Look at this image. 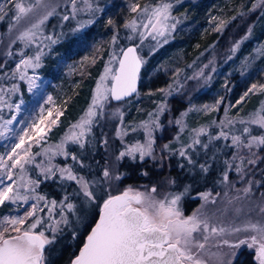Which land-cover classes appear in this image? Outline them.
Here are the masks:
<instances>
[{
	"label": "rangeland",
	"instance_id": "obj_1",
	"mask_svg": "<svg viewBox=\"0 0 264 264\" xmlns=\"http://www.w3.org/2000/svg\"><path fill=\"white\" fill-rule=\"evenodd\" d=\"M19 2L27 6L34 0H19ZM45 2L49 4L48 8L36 9L17 20L13 5L6 3V0H0V9H3L0 15L4 16L0 19V23L7 20L4 36L14 47H11L13 54L11 55L12 63L8 68L7 92L4 95L0 94V97L4 99L0 109H4L6 113L0 125L12 120V123L7 126L11 131L0 136V156L4 157L5 162H8V154H11L12 148L19 143V138L24 135L25 130L33 139L28 140L26 137L25 145L17 149L18 153L23 155L25 146L31 145L27 150L34 159L47 157L53 160L55 156H62L60 152L63 153V145L67 143L66 136L73 131V125L86 117L89 107L93 104L97 83L104 75L106 65L116 69L118 60H112V56L120 55L129 46L135 47L143 63L142 67L145 68L140 89L130 100L116 105L111 103L109 95L108 99L102 102L103 108L96 109L97 115L93 117L90 131L85 137L91 133L93 126L99 120L100 124L104 120L107 125L113 124L120 136L138 137L139 144L147 142L149 139L147 132L150 130L153 141V132L162 128L160 122L166 113L169 114L167 100L178 91L174 89V86L185 68L182 61H179L182 59V54L186 52L188 56V58L186 56V66L188 67L190 63L192 65V62L205 50L201 44L206 38L220 35L224 26L233 19L234 13L247 17V13L248 15L253 14L259 6L261 13L256 22L245 27L247 33L243 37L233 38L235 43L232 56L228 57L220 68L212 71L211 80L208 81L203 92L189 103L177 120L170 122L171 127H178V133L168 144H165L168 148L165 149L163 145L162 150L168 154L179 153L181 148H185L188 156L191 154L190 157L194 158V164H192H201L205 156L199 157L198 155L209 149V145L208 148H204L202 144L210 142L208 130L215 123L221 126L220 129L223 132L227 131L229 134L240 130L241 135H250V126L264 131V128L250 122L254 114L264 109V0H188V3H186L187 0H88V3L92 5L91 9L87 7L85 0H77L76 8L81 10L77 11L74 17L71 0H45ZM163 4L171 6L166 21L167 28L164 30V36H156L153 39L155 33L149 34L151 29L144 27L148 19L143 9L146 6L153 9ZM133 5H138L136 12L132 11ZM51 8H55L54 14L49 16L39 29H32V25L38 23L46 11ZM97 8L99 11L96 10ZM65 15L69 16L68 20L63 19ZM88 20L92 23L79 28V24ZM133 21L137 29L135 32L125 27ZM29 29L35 32L31 41L19 39L21 33ZM141 32L144 33L143 38L140 35ZM48 37H52L56 43H52L47 39ZM113 37L116 38L115 41ZM11 43L8 44L9 47ZM169 44L171 46L168 56L159 57V61L158 58L153 57L152 54ZM8 45L6 54L10 53ZM37 54H40L39 67L30 68L21 64L17 69V64H20L21 60L34 58ZM169 60L174 61L167 68L165 66H168L167 61ZM216 61L215 56L210 62L213 68V63ZM33 63H35L34 59ZM207 66L204 65L191 76L192 85L205 79ZM161 70L170 71L171 75L166 74L171 77V81L166 82L165 85L153 86L151 78ZM21 73H24L23 79ZM33 76L39 78L37 84L40 88L30 91L28 79ZM233 78L232 88L225 98V85ZM105 83L110 87L111 78L109 77ZM253 85H256V88L249 92ZM49 96L52 98L50 102L48 101ZM71 97L75 99L73 103L69 101ZM17 105L20 106L19 109ZM161 108H163L162 111ZM177 121L181 123L178 124ZM228 121L232 123L229 124ZM242 121V126L236 125H240ZM33 124L43 131L37 132L31 127ZM145 124L148 125L147 130L144 127ZM245 127L249 129L248 133L244 132ZM201 128L206 129V140H202L203 135H201L199 137L202 141L201 145L187 148L186 146L196 138L195 130ZM75 130L79 131V129ZM156 147L159 149L160 144ZM256 148L254 147L252 152L256 153ZM237 151L238 149H235V152ZM239 151L245 157L244 163L247 165V159L251 158L248 149ZM206 157L210 161L211 157L208 155ZM236 163H239V160ZM188 165L191 167L190 164ZM51 169L54 174L59 171L58 167L53 168L52 166ZM201 169L204 170L202 167ZM0 173H5V169L0 168ZM20 173L19 167L12 169L14 179L17 180ZM0 179L3 181L0 186L10 183L6 173L0 176ZM183 191L167 196L171 199L173 195H180L177 208L184 217L192 216L194 212H185L184 202L196 199L204 202L203 196L202 194L188 196L189 189ZM36 203L5 201L0 205V231L6 226L3 224L5 217H22L26 211H31V206ZM39 208L42 211H37L36 216L40 218L44 205L39 204ZM251 209L253 210L252 207ZM252 210L250 211L251 217L247 215L245 218L253 223L260 222L261 218L255 219V213ZM235 221L240 224L237 219ZM33 222V219L29 218L25 221V225L20 227L26 228ZM10 234L16 235L15 232ZM252 248L256 250L257 247ZM236 254L237 249L219 245L217 247L210 240L202 250V258L206 264H216L218 258H222L225 264H229ZM253 258L256 264H259L256 251Z\"/></svg>",
	"mask_w": 264,
	"mask_h": 264
},
{
	"label": "trees",
	"instance_id": "obj_2",
	"mask_svg": "<svg viewBox=\"0 0 264 264\" xmlns=\"http://www.w3.org/2000/svg\"><path fill=\"white\" fill-rule=\"evenodd\" d=\"M186 3H188V0ZM260 13V6L253 14L248 15L247 13V17L245 15H235L234 13L233 19L224 26L220 35L206 38L203 44H201V47L205 48V50L192 62V65L190 63L188 67L186 66L185 63L188 56L186 52L182 54V59L179 61H182L181 63L185 65V68L174 86V89L178 91L167 100L169 114L166 113V116L162 118L160 122L162 128L156 129L153 132L152 155L145 156L143 160H140L139 153H136L135 159L125 156L118 160L117 157L121 152L132 145L138 144L140 140L138 137L132 135L120 136L113 124L107 125L104 120L100 124L99 120L93 126L91 133L84 137L85 142L83 147L78 143L67 141L65 146L63 145V153L60 152L62 156H55L53 160L47 157L33 158V162L25 166V171L21 172L20 175L18 174L17 180L23 176L25 180L38 181V184L30 186L35 188L34 193H29L30 196L45 197L44 201L39 202V204L44 205V211L40 214L42 222L33 230L36 232L44 231L45 236L52 241L45 248V264H69L77 255L76 253L81 248L84 237L96 221L103 200L107 199L109 195L122 194L129 188L145 193H151V189L156 188V192L151 193L156 199H162L167 195L180 193L181 191L184 192V189H189L190 193L187 191L189 193L187 194L188 196L210 193V198L207 202L205 200L201 202L198 199L184 202L185 212H199L201 216L208 217L210 223L217 226L242 227L249 222V219L245 217L247 215L251 217L250 211L252 207L255 219L261 218L260 222L264 223V214L260 212L257 206L260 202L261 193H264V186L254 183L252 185L253 191L248 198H244L243 193L238 191L245 186L246 181L249 179L260 181L261 185H264V146L256 148V154L259 159L255 165H248V174L245 176L244 182L239 180L235 168L228 169L225 163V161H231L233 153H235L236 148L232 146V136H240L242 140H247L249 136L264 135L263 130L250 126V135H241L240 130L230 134L226 131L225 133L228 135L225 138L220 136L222 132L221 126L215 123L208 130L209 137H218V139H211L208 143L209 149L198 155L199 157L205 156L203 161L201 160V164H190L188 159L180 156L179 153L165 154L162 150V146L168 144L178 133V127H171L170 122L177 120L180 114L189 106V103L203 92L208 81L211 80L213 72L217 68H220L227 61L228 57L232 56V48L235 43L233 38L243 37L247 33L245 27L248 24L256 22ZM6 29L7 20L5 19L0 23V94L3 95L7 92L8 68L12 63L11 55L13 54L12 48H14L13 44L4 36ZM9 43L12 44L10 47ZM170 43L173 44V42ZM7 45L10 51L9 54H6ZM170 46L169 44L163 47V49H159L152 54L153 57L158 58L159 61V57L168 56ZM215 56L217 61L213 63V68L210 62ZM173 61H167L168 66L165 67L168 68ZM204 65H208L205 70V79L192 85L191 76ZM144 70L145 68L142 67L138 90L143 80ZM166 73L171 75L169 70H161V72L153 76L151 78L152 85L160 86L165 85L166 82H170L171 77L167 76ZM234 78L233 80H229L225 85V98L232 88ZM74 97L69 99L71 103L75 100H73ZM3 102L4 99L0 97V106H2ZM112 104L116 105V103ZM5 116V110L0 109V122ZM242 124L236 125L242 126ZM202 140H206L205 135H203ZM158 144H160L159 149L156 147ZM210 151L211 153H209ZM207 155L211 157L210 161L207 160ZM73 156H76L77 159L73 160ZM191 159L193 160L194 158L191 157ZM202 165L207 168V171L201 169ZM52 166L53 168L58 167L59 170L62 168H72L74 174L84 176L89 182L98 181V183L93 185V190L97 196L96 201L94 203L86 202V198L79 191V185L76 181L62 180L60 171L55 172L54 175L48 174V178H46L44 169L51 168ZM105 168H108L112 172L113 178L111 180H105L103 177ZM226 170L229 175V184L227 185L223 182V174ZM118 174L120 175L119 180L114 178ZM233 183L235 184L234 187L231 186ZM21 192L23 194V189H21ZM238 195L241 197L239 200L235 199ZM66 197L67 202L73 203L75 206L71 212L61 204L62 201H65ZM29 201L37 202L35 199H30ZM53 201L56 203L53 204ZM18 202L22 203L23 201ZM49 208L52 209L51 212H49ZM245 212L247 213L246 215ZM62 215L66 217L67 223L62 222ZM235 219L240 224H237ZM53 228L56 229L55 232L52 231ZM252 235H257V233L250 230L238 233L228 232L222 236L210 237L209 240L213 241L217 247L219 245L237 249L235 258L229 264H256L253 258L256 250L248 246L251 243L250 237ZM225 239L229 242L227 245L223 243ZM240 241H246V243H240ZM255 246L258 247V245Z\"/></svg>",
	"mask_w": 264,
	"mask_h": 264
},
{
	"label": "snow or ice",
	"instance_id": "obj_3",
	"mask_svg": "<svg viewBox=\"0 0 264 264\" xmlns=\"http://www.w3.org/2000/svg\"><path fill=\"white\" fill-rule=\"evenodd\" d=\"M76 2L77 0H71L73 17L77 11L81 10L76 8ZM6 3L13 5L17 20L36 9L49 7V4L45 0H34L33 3H29L27 6L19 2V0H6ZM85 4L89 9L92 8L88 0H85ZM170 7L169 4H163L157 8L149 9L146 6L143 9L148 19V23L144 27L151 29L149 34L155 33L153 39L156 36H164ZM137 8L138 5H133L132 11L136 12ZM96 10L99 11L98 8ZM2 11L3 9H0V12ZM54 12L55 8L46 11L38 23L32 25V29H39L40 25L49 16L53 15ZM3 18L4 16L0 15V19ZM63 19L68 20L69 16L65 15ZM90 23H92L91 20L81 23L79 24V28H84L86 24ZM125 27L131 28L133 32L137 30L135 21L131 24H126ZM32 29L21 33L19 39L31 41L35 36V32ZM140 35L143 38L144 33L141 32ZM47 39L51 40L52 43H56L52 37H48ZM115 39L113 37V41ZM33 59L35 63H33ZM39 60L40 54H37L34 58L21 60L20 64H17V69L20 68L21 64L30 68L39 67ZM112 60H118L119 67L113 69L106 65L105 73L97 83L93 104L89 107L86 117L82 118L78 124L73 125V131L70 135L66 136V141L78 143L83 147L85 142L84 137L90 131L93 117L97 115L96 109L98 107L100 109L103 108L102 102L106 101L109 95L114 100H121L136 90V77L142 63L136 55V49L129 47L122 51V55H113ZM109 77L111 78L110 87L105 83ZM21 78H24V73H21ZM38 79L35 76L29 77L30 91L40 88V85L37 84ZM255 88L256 85H253L252 89H249V92ZM51 99L49 96L48 101L50 102ZM16 107L19 109L20 106L17 105ZM162 110L163 108H161ZM262 113H264V109L260 113L254 114L250 122L264 128V114ZM11 123L12 120H8L4 125H0V129H2L0 130V136H4L5 132L11 131L7 127ZM177 123L180 124L181 121H177ZM221 123L223 124L224 122ZM228 123L231 124L232 122L228 121ZM31 127L37 132L43 131L35 124L31 125ZM144 127L146 130L148 129L147 124ZM75 129H79V131ZM244 132L248 133L249 129L245 127ZM147 134L149 139L145 144L138 143L128 147L119 154L117 159L119 160L125 156L135 159V154L139 153L140 160H143L145 156L152 155L153 141L151 139V131L148 130ZM206 134L207 132L204 128L195 130L196 138L186 147L193 148L194 145H201L202 141L199 137ZM220 136L227 138V133L222 131ZM26 137L28 140L33 139L28 131L25 130L24 135H21L19 138V143L15 144L11 154H8V162H5L4 157L0 156V168L5 169L7 179L10 181L7 185L0 186V205L4 204L5 201H12L13 203L23 201L27 203L30 199H35L37 203L33 204L31 206L32 210L26 211L22 217L4 218L3 224L6 226L0 231V264H45V246L52 242L45 236L44 231H33L38 224H41V219L36 216V212L42 211L39 208V202L45 200L43 196L29 195V193L35 192V188L30 186L38 184V181L25 180L23 176L19 180H16L12 174L13 168L19 167L23 173L25 165L33 162V157L29 155L27 150L31 145L25 146L23 155L17 152V149L25 145ZM209 139L211 141V139H218V137H209ZM202 146L208 148V144H202ZM232 146L238 149V151L233 153L232 161H225V163L228 169L234 167L239 180L244 182L245 176L248 174L247 165H255L259 159L257 154L252 152V149L264 146V135L249 136L246 141L242 140L240 136H232ZM57 147L60 148L61 146ZM164 148L167 149L168 145H164ZM241 149H248L250 153L251 158L247 159V165L244 163L245 157L239 151ZM179 155L187 158L190 164L193 163L185 148L179 150ZM76 159L77 157L73 156V160ZM237 160H239V163H236ZM37 166L39 167V165ZM201 167L207 171L206 167L203 165ZM59 171L62 180L76 181L79 185V191L86 198V202L94 203L96 201L97 196L93 190V185L98 183V181L89 182L84 176L74 174L72 168H62ZM44 172L46 173V178H48V174L54 175L51 168L44 169ZM5 173H0V176H3ZM103 177L105 180H111L113 178L112 172L108 168H105ZM114 178L119 180L120 175L118 174ZM223 182L226 185L229 184L227 170L223 174ZM254 183L264 186L261 185L260 181L247 180L245 186L238 190L243 193L244 198L250 196ZM2 184L3 181L0 179V185ZM231 186L234 187L235 184L233 183ZM21 189H23V194ZM155 192L156 188H152L151 193ZM151 193L134 191L129 188L120 195H109L107 199H104L103 204L100 205L99 220L87 236L86 242L72 264H206V261L202 258V250L205 249L210 237L222 236L228 232L238 233L249 230L257 233V235L250 237L251 243L248 246L253 247L258 245L256 248L257 259L259 264H264V223L249 221L242 227L217 226L210 223L208 217L201 216L199 212L194 213L192 216L184 217L177 208L180 195H173L171 199L168 196H165L163 199H156ZM202 196L206 202L210 198L209 193H204ZM235 199L239 200L241 197L238 195ZM55 203L53 201V204ZM61 204L70 212L74 210V204L67 202V197ZM257 206L260 212L264 214V193H261L260 202ZM51 211L52 209L49 208V212ZM29 218H32L34 222L26 228L20 227L25 225V221ZM61 220L63 223H67V219L63 215ZM52 231L55 232L56 229L53 228ZM11 232H15L16 235H11ZM223 243L227 245L229 242L225 239ZM240 243H246V241H240ZM217 264H225V262L222 258H218Z\"/></svg>",
	"mask_w": 264,
	"mask_h": 264
},
{
	"label": "water",
	"instance_id": "obj_4",
	"mask_svg": "<svg viewBox=\"0 0 264 264\" xmlns=\"http://www.w3.org/2000/svg\"><path fill=\"white\" fill-rule=\"evenodd\" d=\"M131 47V46H130ZM132 48H135V47H132ZM127 49V48H126ZM126 49H124V50H126ZM120 55H122V52L120 53ZM136 55H137V52H136ZM138 56V55H137ZM119 67V63H117V66H116V68H118ZM141 71H142V63H141V66H140V68H139V71H138V73H137V77H136V82H135V91L134 92H132V93H130L128 96H125V97H123L121 100H114V99H112L111 98V96H110V101L112 102V103H116V104H119L120 102H122V101H126V100H129V99H131V97H133V96H135L136 95V93L138 92V87H139V76H140V73H141ZM120 195V194H119ZM99 220V213H98V215H97V217H96V221L94 222V224L91 226V228L89 229L90 231L87 233V235L84 237V239H83V244L86 242V238H87V236L90 234V232H91V230H92V228L93 227H95V224H96V222ZM83 244H82V246H81V248L83 247ZM45 248H46V246H45ZM80 248V249H81ZM80 249L77 251V255L70 261V263L69 264H72V262H73V260H75V258L79 255V253H80Z\"/></svg>",
	"mask_w": 264,
	"mask_h": 264
}]
</instances>
